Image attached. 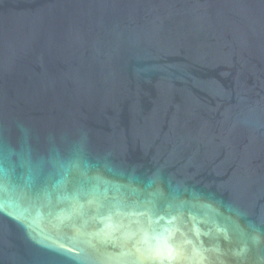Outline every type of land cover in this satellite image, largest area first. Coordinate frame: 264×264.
I'll use <instances>...</instances> for the list:
<instances>
[{
  "label": "water",
  "instance_id": "95a60500",
  "mask_svg": "<svg viewBox=\"0 0 264 264\" xmlns=\"http://www.w3.org/2000/svg\"><path fill=\"white\" fill-rule=\"evenodd\" d=\"M0 264H264V0H0Z\"/></svg>",
  "mask_w": 264,
  "mask_h": 264
}]
</instances>
